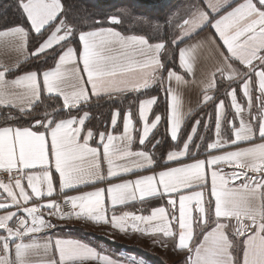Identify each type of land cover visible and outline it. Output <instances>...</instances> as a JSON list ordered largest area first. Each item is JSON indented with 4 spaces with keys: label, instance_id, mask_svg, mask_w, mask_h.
Returning a JSON list of instances; mask_svg holds the SVG:
<instances>
[{
    "label": "snow or ice",
    "instance_id": "snow-or-ice-1",
    "mask_svg": "<svg viewBox=\"0 0 264 264\" xmlns=\"http://www.w3.org/2000/svg\"><path fill=\"white\" fill-rule=\"evenodd\" d=\"M18 7L29 27L17 25L0 30V39L15 38L19 41L17 50L23 52L30 30L40 37L47 33L30 55L41 56L55 46H60V51L55 53L58 59L54 67L43 71L16 75L18 64L0 62V106H13L24 114L42 104L43 99L62 98V102L51 112L45 110L41 118L33 117L35 123L30 126L0 127V171L16 173L9 182H0V189L7 194L0 202V264H84L90 260L118 264L78 239H53L46 230L56 225L45 218V209L49 218L82 219L110 224L122 233L130 227L144 235L176 239L175 249L187 252L184 264H264V0H242L235 6L228 0H195L188 7L187 18L166 21L179 30V35L170 41L173 45L191 40L206 27L214 30V35L179 48V66L184 75L166 69L161 61L164 41L151 43L145 35L125 34L117 27H95L80 31V47H74L69 41L76 29L64 15L62 0H18ZM107 23L118 26L122 21L112 15ZM205 49L216 58V64L205 79L197 81L196 66ZM162 71H167L166 78L159 75ZM165 79L169 98L166 123L173 141L178 140L186 115L178 88L202 85L201 102L208 103L215 99L209 91L218 89L224 80L229 82L224 94L230 97L236 117L227 121L230 137L223 136L227 113L221 99L215 104L216 138L207 143L204 159L188 163L178 159L186 157L194 144L193 137L201 124L196 120L182 149L167 153V161L176 166L68 195L66 190L75 191L81 185L111 180L154 165L153 154L142 149L162 120L159 114L150 119L156 96L138 101L136 123L141 128L135 127L131 108L112 110L111 131L94 132L86 123L90 114L80 113L93 98L119 97L130 92L143 94ZM173 81L177 87L172 86ZM233 83L237 86L233 87ZM254 88L258 95H253ZM238 92L242 93L246 108L238 102ZM73 112L77 114L72 115ZM121 118L122 131L117 134ZM208 119L211 120V114ZM204 126L207 128L208 124ZM134 133H139L138 151L133 150ZM94 138L96 146L90 143ZM245 142L248 146L241 147ZM159 143L156 140L153 149ZM195 147L199 150L201 145ZM226 147L233 150L222 151ZM214 151L220 154H212ZM225 165L231 170L225 171ZM193 188L201 190L192 191ZM205 190L210 199H205ZM56 195L63 200L54 199ZM166 196L171 211L158 206L148 216L132 212L117 215L114 211L110 217L107 215L106 200L114 209L138 198L143 201ZM177 196L178 208L174 198ZM41 199L46 202L39 203ZM62 204L68 206V211L62 210ZM227 221L235 222L231 225L233 239L227 234ZM196 225L202 238H198ZM239 238L243 239L235 243Z\"/></svg>",
    "mask_w": 264,
    "mask_h": 264
},
{
    "label": "trees",
    "instance_id": "trees-1",
    "mask_svg": "<svg viewBox=\"0 0 264 264\" xmlns=\"http://www.w3.org/2000/svg\"><path fill=\"white\" fill-rule=\"evenodd\" d=\"M134 1H136V3L138 4H136ZM117 2L125 3L121 5L126 6L127 13L117 10L121 12L118 14L117 12L112 11L114 10L115 5H117ZM160 2L161 3L153 2L151 0H62V3L64 5V15L67 17L69 24L73 25L76 29V34L71 38L69 43L73 44L75 47H79L78 33L80 31L110 25L112 27H117V30L125 34L145 35L150 39V42H166V48L162 52L160 59L165 64L166 69L173 68L175 70H180L178 63L179 45H173L170 42L172 40L171 36L168 33L170 30V25L165 24V26L163 27L165 33L155 37L151 35V29H156L153 25L149 26L146 24H140L139 20L135 19L136 16H139L137 18H140V14H145L144 11H157L158 13H160V16L158 17L159 20H161L162 22L168 21L169 14L166 12V4H164L166 0H160ZM178 3H180V0H178ZM111 13H116V15L119 16L122 21L120 25L117 26L107 23L106 18H108ZM95 21H101L102 23L95 24ZM14 25H23L25 28L29 27L26 18L18 7V0H0V30ZM146 27L149 30H146ZM46 35L47 33L45 34V37ZM43 38L44 37H40L30 30V49H34ZM59 51L60 46H55L54 49L48 50L41 56L31 57L29 60L21 63L15 73L30 69L43 70L45 68L52 67L57 57L55 53H58ZM237 67L240 66L237 65ZM166 72L167 71H162L161 73H159V75L164 77ZM217 79L219 81V77ZM227 85L228 82L226 81L220 82L218 89H216L214 93L215 99L211 102L206 103L188 117L182 127L180 136L175 143H173L167 132L168 125L166 123V120L168 115V96L165 92L164 82H157L156 84H153L152 87L144 91L143 94L133 92L131 94L120 95L119 97H101L99 99L93 98L88 106L82 108L81 112L88 111L90 113V118L86 122L87 127L91 128L94 132H98L107 131L109 129L112 110L121 109L122 111H126L131 108L132 112L134 113L133 119L135 121V127H137L138 123H136V120L138 101L146 96H157V101L153 107L151 117H154V114H159L161 115L162 120L150 135L149 141L143 146V148L153 154V160L155 162L153 168L159 169L165 166L164 159L167 151L184 143L187 135L190 134L195 121L198 120L199 114L205 111V109H203L204 107H207L209 109L211 120H209L208 118L207 120L205 119V123L208 124L207 128H205L204 126V119L200 120L201 124L198 126L197 133L193 137L194 144L190 146L189 156L187 157V159H191L193 157L191 156L192 154L198 156L206 152V145L212 139L215 127V104L220 99L226 100V95L224 93L227 89ZM60 102L62 101H57L55 100V98L51 100L43 99L42 104L37 105L30 112L24 114L13 110H9V112L3 110L0 118V125L11 124L18 126H30L31 124L35 123L33 117H35L36 119L41 118V114L45 110L51 112L52 107ZM45 105H48L49 107L46 109ZM227 113L228 115L223 123V130L225 132L227 131V120L232 114L230 106H228ZM76 114V112L72 113V115ZM61 115L63 116V113ZM118 125L119 126L116 130H119L122 127V118L119 120ZM201 137H204L203 141L201 140ZM156 140H159L160 143L153 149V144L156 142ZM196 144L201 145L199 150L196 149ZM135 146H138V144L135 143ZM196 228L198 238H200L199 225H196ZM136 250L140 252V254H144L148 260L157 257V255H149L148 252H143L142 249L136 248ZM178 252L180 255H182V258L184 256H187L183 251ZM154 262L156 264H159L157 260H154ZM164 263L172 264V262L168 263L167 261ZM181 263L184 264L183 260H181Z\"/></svg>",
    "mask_w": 264,
    "mask_h": 264
},
{
    "label": "crops",
    "instance_id": "crops-1",
    "mask_svg": "<svg viewBox=\"0 0 264 264\" xmlns=\"http://www.w3.org/2000/svg\"><path fill=\"white\" fill-rule=\"evenodd\" d=\"M228 2L232 3V6H235V3L242 2V0H228ZM205 10L209 11L210 15L211 16L213 15V18H218L215 14L211 13L210 10H208V9H205ZM223 14H224L223 11H221L220 15H223ZM14 26H17V25H14ZM14 26H11V27H14ZM101 27H112V26L109 25V26H101ZM92 29H88L85 31H89ZM214 34L215 33H214L213 29H211L210 27H206L203 29V31H200V32H198V34L192 36L191 40L184 39L183 43H178L179 48L184 47L190 43H195L197 40H199L200 38H202L206 35H214ZM44 38H46V37H44ZM40 42H42V40ZM216 42L221 43L218 39ZM18 43H19V41L16 40L15 38H8L7 40L0 39V62L7 63V64H18V67H19L21 65V63H23V62L29 60L31 57H33L30 55V53L35 50V48L38 46V44L34 49L31 50L29 47V37H28L27 49H26V51L21 52V51L17 50ZM151 43H156V42H151ZM67 46L68 45L64 46V48H66ZM71 46H74V45L71 44ZM79 47H80V45H79ZM179 48H178V50H179ZM162 52H163V50H162ZM56 59H58V56L56 57ZM56 59H55V61H56ZM178 63H179V58H178ZM215 64H216V58L214 56H210L207 49L202 50L200 52L199 62L196 66V73H195L194 78L197 81L205 79L206 74L213 70ZM54 65H55V63H54ZM54 65L52 67H54ZM49 68H51V67H49ZM46 69H48V68H45L43 70H46ZM169 69L176 71L178 74L184 75V70L181 67H180V70H175L173 68H169ZM32 70H35V69L25 70V71L17 72L15 74L20 75V74H23L24 72L32 71ZM43 70H41V71H43ZM164 77L165 78L167 77V72L165 73ZM218 77L219 76H217V78ZM9 78H12V77H9ZM186 79L192 80L193 77L192 76H186ZM253 79L255 80L256 78L254 77ZM224 81L228 82L227 80H224ZM167 86H168V82L165 79L164 80V88H166ZM172 86L177 87L175 85L174 81L172 82ZM232 86L236 87L237 85L235 83H233ZM202 87H203L202 85H196L193 87L180 86L178 88V91H180L181 96H182V100H183L182 110L186 113L184 121L182 123V127H183L185 121L188 119V117L191 114H193L195 111H197L199 108H201L203 105L206 104V103L201 102L202 96H203ZM131 93H133V92L124 93L121 95L131 94ZM214 93H215V90H211V91H209L208 94L214 96ZM253 95L254 96L258 95V92H256L255 88L253 91ZM103 97H108V96H103ZM150 97L151 96H146V97H143L141 99H146V98H150ZM61 101H62V98H61ZM224 101H225L226 113H227L228 106H230V97L226 96V100H224ZM218 102H219V100L217 101V103ZM238 102H240L242 105H244L245 108L247 107L246 101L243 98L241 92H238ZM154 105H153V107H154ZM256 106H257L256 101L254 100L253 101V113L254 114L256 112ZM3 110H6V112H9V110L20 112L16 107H13V106H7V107L0 106V118H1V114H2ZM230 110H231L232 114L230 115L228 120H233L236 117L234 114V110L231 108V106H230ZM83 112H81L80 114H83ZM86 112H88V111H86ZM137 115H138V105H137ZM227 115H228V113H227ZM227 115H226V117H227ZM245 116H247V112H245ZM152 118H154V117H151V113H150V119H152ZM134 125H135V121H134ZM3 126L27 127V126H18V125H11V124L0 125V127H3ZM237 126H238V122H237ZM141 127H142V125L138 124V126L136 128H141ZM182 127H181V130H182ZM33 130H41L42 131L43 129L34 128ZM107 131H111V123H110L109 129ZM120 131H122V127L119 130H116L117 134ZM167 132H168L169 137L171 138L170 132L168 131V126H167ZM190 133H191V131H190ZM151 134L152 133H150V135ZM134 136L136 137L135 143H137L138 146H135V143H134L133 144V150L134 151L141 150V146L138 143L139 133H134ZM179 136H180V134H179ZM223 136L225 139L230 137V128H229L228 124H227V131L225 132L223 130ZM215 138L216 137H215V127H214L213 137L209 142H212ZM175 142H177V141H173V143H175ZM255 142L258 143L260 141L256 140ZM90 143L92 146H96V139L94 138ZM182 146H183V144H181L180 146H177V147H173V148L169 149L167 151V153L169 151H172V150H181ZM240 146L245 147V146H248V144L245 142V143H241ZM142 150H145V149L143 148ZM227 150H233V149L230 147H226L222 151H227ZM145 151H147V150H145ZM167 153H166L165 159H164V163H165L164 167L176 166L174 163L167 161ZM212 154H220V152L214 151ZM206 155H207V152L203 153L202 155H198V156H195L194 154H192L191 156H193V157L191 159H187V157L189 156V152H188L186 157H182V158H178V159H180L184 163H188V162H192L193 159H204L206 157ZM153 166H150L146 169H134L131 173L120 174L119 177H117V178H113L111 180L106 178L102 182H96V183H90L87 185H81V186H78L75 191L66 190V192L68 195H75V194H78L79 192L92 191L97 187H106L109 183H118V182H121L122 180L135 179L136 176L148 175V174H151L152 172H158L162 168H164V167H162L159 169H154ZM222 167H224L225 171L231 170L226 165L222 166ZM105 176H106V165H105ZM9 180L10 179H6V180L0 179V182L7 183V182H9ZM12 182L14 183V180ZM23 183L25 184L26 190H28L30 192V189H27L26 180L23 181ZM199 190H201V189H199V188H193L192 189V191H199ZM56 191H57V193L59 192L58 184L56 187ZM182 194H186V193H182ZM6 195L7 194L4 193L2 189H0V202H3ZM53 198L59 200L63 197L56 195ZM174 198L177 200V208H178V196L174 197ZM210 198L211 197L208 195L207 190H205V199L207 200ZM167 199H168L167 196L163 199L145 198L143 201H141L138 198L136 201L129 202L125 205H117V206H115L114 209L110 205V201L106 200V207L108 208L107 215L110 217L112 212L114 211L115 214H117V215H120L123 212H132V213H135L136 215L148 216L151 214L152 209L155 207H158V206H164L165 208H168L169 211H171V209L169 208V206L167 204ZM38 202L44 203L46 201L44 199H41ZM11 210L15 211V208H12ZM43 211L45 212V218L51 219V222L56 225L55 228L46 230L47 234L50 235L53 239L56 237L65 238V239H78V240L82 241L83 243H86L89 246L95 248L98 253H100L102 255L109 256L114 261H117L118 264H142L141 258L143 259L142 254H140V252H138L136 249L128 248L131 243H123L122 241H119L118 237L135 238L136 236L137 237L140 236L139 238H141V237L145 238L147 241H150V242L161 241V242L167 243V245L172 246V248L174 250H176L175 249V245L177 242L176 239H172V238L164 239L161 235H144V234H141L139 232L131 231L130 227L126 232L122 233L119 230L111 227L110 224H103V223L95 224L93 222L85 221L82 219H75V218L74 219H59L57 217L49 218L46 215L47 210L45 209ZM0 214H3V210H0ZM177 215H178V212H177ZM193 215H194V217L196 216L195 210L193 211ZM209 215L211 217V213ZM210 222H211V220H210ZM222 222H225V221H222ZM153 223H155V222H153ZM227 223L229 224V227L226 229L227 234L229 235L230 239H233V237H232L233 228L231 225H233L235 222L234 221H227ZM140 226L146 227V225H143V224H141ZM196 230H197V228H196ZM0 234H3V233H0ZM200 238H202V236H200ZM241 239H243V238L235 239L234 242L238 244ZM24 242L27 243L28 240L25 239ZM195 243H196V241L194 240L193 244H195ZM183 252L187 255L186 251H183ZM53 254H55L54 250H53ZM235 254H236V252L234 250V255ZM0 255H3L2 251H0ZM11 256H12V258H14V245L12 248ZM84 264H100V262L98 260H90V261L84 262Z\"/></svg>",
    "mask_w": 264,
    "mask_h": 264
},
{
    "label": "rangeland",
    "instance_id": "rangeland-1",
    "mask_svg": "<svg viewBox=\"0 0 264 264\" xmlns=\"http://www.w3.org/2000/svg\"><path fill=\"white\" fill-rule=\"evenodd\" d=\"M151 1L161 3L160 0H151ZM134 2L136 3V1H134ZM194 2H195V0H180V3H178V0H166V2H164V4H166L165 5L166 6V12L169 14L168 20L169 19H172V20L176 19L175 21H178L180 17L187 18L188 7L190 4H192ZM116 4L117 5H115L114 10H112V11H115L119 14V13H121L119 11L123 10V12L127 13L126 6L121 5V4H125V3L117 2ZM136 4H138V3H136ZM139 8H141V7H139ZM117 10H119V11H117ZM144 12H145V14H140V18H137L139 16H136L135 19L139 20L140 24H146L149 26L153 25L156 29H154V30L151 29V35L152 36L156 37L158 35L164 34L165 30L163 29V27L167 23L159 20L158 17L160 16V13H158L157 11H155V12L144 11ZM112 15H116V13H111L108 16V18ZM108 18H106V21H108ZM146 30H149V29L147 28ZM168 33L171 36V39H174L176 36L179 35V30L176 29L175 24H173L170 26V30ZM159 38H160V36H159ZM203 109H205V111H203L199 114L198 120L204 119V123H205V119L207 120L208 116L210 115V111L207 107H204ZM136 237L135 238L118 237V239H119V241H122L123 243H131L128 247L130 249L138 248V249H142L143 252H148L149 255H151V254L157 255V257L151 258L148 261L147 257L143 254L142 255L143 259L141 258L142 264H156L154 262V260H157L159 264H165L164 262H166V261L168 263L172 262V264H178V263L182 264L181 260H183V262L185 261V256L182 258V255H180L177 250H174L172 248V246L167 245V243H164L161 241L150 242V241H147L145 238H142V237L139 238L140 236H138L137 238ZM165 244L167 245V247L163 246ZM161 256L163 257V260H162ZM152 257H154V256H152Z\"/></svg>",
    "mask_w": 264,
    "mask_h": 264
},
{
    "label": "built area",
    "instance_id": "built-area-1",
    "mask_svg": "<svg viewBox=\"0 0 264 264\" xmlns=\"http://www.w3.org/2000/svg\"><path fill=\"white\" fill-rule=\"evenodd\" d=\"M15 175H16L15 172L9 174V173L6 172V171H1V172H0V179H1V180L10 179V176L14 177ZM62 200H63V198L59 199L58 201H62ZM61 207H62V210H63V211H68V206L62 204Z\"/></svg>",
    "mask_w": 264,
    "mask_h": 264
}]
</instances>
